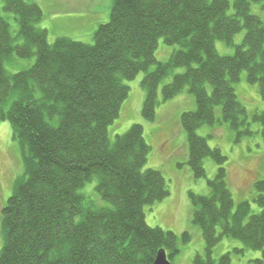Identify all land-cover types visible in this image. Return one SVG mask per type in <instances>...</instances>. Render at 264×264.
I'll use <instances>...</instances> for the list:
<instances>
[{"label":"trees","instance_id":"obj_1","mask_svg":"<svg viewBox=\"0 0 264 264\" xmlns=\"http://www.w3.org/2000/svg\"><path fill=\"white\" fill-rule=\"evenodd\" d=\"M254 5L264 12V0H115L110 21L88 45L68 38L49 44L48 32L37 27L42 9L5 0L4 11L14 15L23 44H16L0 16V120L11 125L25 175L2 209L0 264H155L161 252L172 263L192 240L189 232L180 237L146 222L145 207L171 191L162 172L145 170L151 147L143 126L134 124L114 141L109 136L129 97L125 82L140 72H146L143 118L154 122L160 103L188 89L197 106L181 117L188 164L196 180L206 178V158L219 167L209 195L189 193L192 222L206 245L205 256L197 255L194 264H232L231 253L214 259L224 238L244 244L235 253L260 251L264 258V182L255 183L259 213L250 201L236 205L227 158L198 135L201 127L222 123L238 138L252 134L234 84L246 72L264 99V19L252 13ZM242 31L243 43L235 46ZM161 39L178 47L167 62L156 59ZM218 41L235 47V54L220 55ZM15 56L35 63L11 74L5 63ZM180 69L160 100L161 83ZM253 120L264 126V113ZM95 178L96 192L109 207L81 192Z\"/></svg>","mask_w":264,"mask_h":264},{"label":"rangeland","instance_id":"obj_2","mask_svg":"<svg viewBox=\"0 0 264 264\" xmlns=\"http://www.w3.org/2000/svg\"><path fill=\"white\" fill-rule=\"evenodd\" d=\"M37 4L43 11V19L38 28L48 32L49 44H54L59 38H68L75 42L92 45L94 36L101 25L110 21L115 0H26ZM5 0H0V16L8 20L11 33L16 44H23L19 38V27L13 14L4 11ZM252 13L264 19V12L259 5L252 7ZM245 31L239 33L235 39V46L243 43ZM216 49L222 56H233L235 47H228L224 42H216ZM178 50L177 46H168L164 40L159 41L156 51L158 62H167L171 55ZM35 58L20 59L15 56L12 62L5 63L6 70L17 74L30 68ZM155 67H151L153 71ZM176 70L163 81L159 87L158 96L162 99V88L171 83L174 75L183 73ZM146 72H140L136 78L126 81L130 88L128 99L124 102L119 118L109 128L112 141L119 135L125 134L134 124L144 128V138L151 147L148 163L145 170H158L162 172L170 188V196L160 203L146 206L144 209L146 222L152 228L159 227L165 231L173 232L178 236L189 232L192 240L182 245L181 253L172 264H194L197 255L205 256L206 245L201 230L192 222L193 205L189 193L206 196L210 194L209 181L217 176L219 167L212 158L204 160L206 178L196 180L188 164L189 146L187 134L181 125L183 113L195 111L196 101L189 90L186 89L176 98L162 102L156 110L154 122H147L142 115L146 93L142 81ZM239 101L246 108L249 118L251 135L238 138L237 131L227 124L203 126L198 135L205 138L208 145L221 150L227 158L225 168L228 173L227 184L232 193L235 204L250 201L254 213L260 209L253 203L256 195L255 183L264 182V126L253 120L256 113H264V99L259 94L257 85L247 81V74L243 72L240 81L234 84ZM216 115L221 118L220 109ZM25 175L22 152L20 146L12 138L11 125L0 120V253L4 247L1 214L9 198L13 195L15 187ZM98 180L88 184L81 192L91 196L99 206L109 207L96 192ZM242 242L224 238L214 250V259L231 253L232 264H256L263 260L260 251L246 250L243 254L235 253V249H244Z\"/></svg>","mask_w":264,"mask_h":264},{"label":"water","instance_id":"obj_3","mask_svg":"<svg viewBox=\"0 0 264 264\" xmlns=\"http://www.w3.org/2000/svg\"><path fill=\"white\" fill-rule=\"evenodd\" d=\"M155 264H172V263L168 261L166 253L161 252L157 257Z\"/></svg>","mask_w":264,"mask_h":264}]
</instances>
